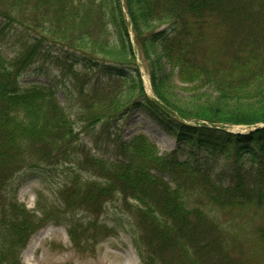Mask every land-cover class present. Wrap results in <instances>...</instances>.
Masks as SVG:
<instances>
[{"label":"trees","instance_id":"1","mask_svg":"<svg viewBox=\"0 0 264 264\" xmlns=\"http://www.w3.org/2000/svg\"><path fill=\"white\" fill-rule=\"evenodd\" d=\"M164 24L169 34L156 33ZM0 26V264H22L30 237L50 223L66 226L76 251H92L115 234L99 221L114 201L133 222L142 264H264V128L225 130L264 125V0H0ZM10 29L26 38L14 58L2 52ZM48 47L114 71L91 82L67 66L86 129L144 109L180 149L161 155L138 135L119 142L114 162L93 155L53 87L19 84ZM174 90L190 96L177 101ZM242 156L255 171L223 185L217 167ZM22 171H60L53 200L38 192L33 210L4 202Z\"/></svg>","mask_w":264,"mask_h":264},{"label":"rangeland","instance_id":"2","mask_svg":"<svg viewBox=\"0 0 264 264\" xmlns=\"http://www.w3.org/2000/svg\"><path fill=\"white\" fill-rule=\"evenodd\" d=\"M0 31H2L1 26ZM5 32L7 34H4L3 44L1 43L4 46L2 52L6 57L14 58L20 45L25 43L26 38L20 33L18 34V31L12 29ZM162 32L169 34L170 27L167 24L158 26L156 33ZM130 38H133L132 32L130 33ZM45 52L20 76L19 84L24 87L31 84L53 87L61 105L70 113L75 129L79 133L81 143L88 147L93 155L114 162L119 158L116 156L119 142L128 144L138 135H144L153 142L161 155L177 152L180 149L179 143L168 134L166 128L154 121L144 109H133L124 114L120 120L86 129V124L80 118L78 119L80 111L78 110L79 103L76 98V85L70 81V73L67 70V66L72 65L73 68L79 71H88L86 74L91 82L107 79L109 73L114 71L109 67H100L99 65L92 69L89 65H86L80 56L56 47H48ZM136 58L145 93L148 97H153L150 90V74L147 71L149 66L138 53H136ZM160 69L165 76L168 74V67L164 63L160 65ZM119 71L127 75L130 73L128 69L118 68L115 74ZM174 82L179 88L190 87L189 85L180 84L177 80ZM167 86H170L169 82ZM174 91L176 93H174L175 100L180 102L187 100V98H184L188 95L187 93L184 94L179 90ZM201 93H205V91H201ZM206 94L207 98H210V92H206ZM181 99L184 100L181 101ZM225 128L232 133L246 131L244 127L240 126ZM179 157L181 160L184 159L181 155ZM235 162H237L236 165L232 164L229 166H225L221 162L217 167L216 175L218 180L225 186L235 182L234 178L236 177H233V175H246L251 169L252 172L255 171L254 168H251L253 161L249 156H242L240 159H236ZM61 177L60 171H47L43 175L33 171H22L14 176L7 187L4 202L15 199L17 203L24 205L27 210H33L38 192H42L46 197L53 200L52 189L61 183ZM231 178L233 179L231 180ZM114 202L106 206V211L99 217V221L106 225L107 228L113 230L115 234L100 241L92 251L88 253L76 251L66 232V226L50 223L30 237L26 247L19 254L21 263L142 264L130 234L134 230L133 222L128 215L121 211L118 202ZM78 218L84 221L89 219L84 214H80Z\"/></svg>","mask_w":264,"mask_h":264},{"label":"water","instance_id":"3","mask_svg":"<svg viewBox=\"0 0 264 264\" xmlns=\"http://www.w3.org/2000/svg\"><path fill=\"white\" fill-rule=\"evenodd\" d=\"M263 127H264V126H263ZM263 127H262V128H263ZM253 131H254V130H253Z\"/></svg>","mask_w":264,"mask_h":264}]
</instances>
